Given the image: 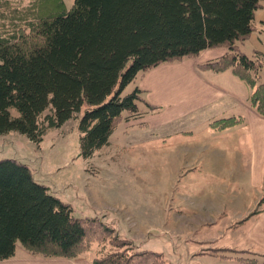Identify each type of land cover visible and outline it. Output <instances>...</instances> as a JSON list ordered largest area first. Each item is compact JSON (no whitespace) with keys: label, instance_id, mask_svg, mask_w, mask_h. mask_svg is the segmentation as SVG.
Returning a JSON list of instances; mask_svg holds the SVG:
<instances>
[{"label":"trees","instance_id":"16d2710c","mask_svg":"<svg viewBox=\"0 0 264 264\" xmlns=\"http://www.w3.org/2000/svg\"><path fill=\"white\" fill-rule=\"evenodd\" d=\"M263 2L75 0L68 9L65 0H32L19 8L0 0V136L17 132L41 143L50 130L80 114V155L89 160L111 144L123 123L160 110L139 86L124 94L130 84L161 65L215 48L227 53L199 69L231 71L250 87L249 106L264 117L262 55L250 57L240 48L252 37ZM242 122L234 117L211 126L223 131ZM115 233L98 216L76 217L72 205L38 182L29 165L0 160V261L14 258L18 245L35 256L78 259L109 242L112 251L97 255L93 264H166L163 253L141 250ZM227 252L232 251L213 254Z\"/></svg>","mask_w":264,"mask_h":264},{"label":"rangeland","instance_id":"374dc122","mask_svg":"<svg viewBox=\"0 0 264 264\" xmlns=\"http://www.w3.org/2000/svg\"><path fill=\"white\" fill-rule=\"evenodd\" d=\"M7 1L12 8H19L32 0ZM65 2L71 9L75 0ZM258 15L260 21L264 11ZM253 45H257L255 41L248 42L243 46L244 52L250 54ZM136 85L130 84L124 94L131 93ZM79 117L76 114L61 128L50 130L41 143H34L17 132L0 136V160L12 158L29 165L38 182L47 184L53 194L72 205L76 217L98 216L103 221L108 218V224L116 230L114 235L131 239L141 250L163 253L166 264H234L213 251L234 245L239 234L228 227L238 226L252 212L244 217L241 210H231L230 203L215 199L216 196L211 202L205 201L211 189H217L218 193L222 189L219 183L212 185L220 178L211 177L210 165L208 170L189 173L186 166L181 168L183 158L187 163L185 154L190 155L192 150L179 148L180 143L186 144L188 140L198 145L210 133L219 132L200 124L191 134L176 131L164 138L161 132L152 135L145 130L125 135L120 126L109 146L93 159L85 160L80 155ZM180 127L183 128L181 124L175 125L176 130ZM219 165L221 169L226 165L231 167L224 160ZM221 172L217 171V175ZM240 184L244 190L242 199L257 207L259 191L248 179ZM205 192L207 196H203ZM223 206H226L224 211ZM216 240L213 245L211 242ZM112 248L109 242L95 244L90 255L107 254Z\"/></svg>","mask_w":264,"mask_h":264},{"label":"crops","instance_id":"0c3cea01","mask_svg":"<svg viewBox=\"0 0 264 264\" xmlns=\"http://www.w3.org/2000/svg\"><path fill=\"white\" fill-rule=\"evenodd\" d=\"M261 11H264V8L256 13L255 31L252 37L240 44V48L244 52L243 46L248 42L255 41L257 45H253L251 53H244L254 57L257 52H260L264 61V18L257 21ZM226 53L227 49L225 48L209 49L202 52L196 59L164 64L146 73L139 82L138 78L134 82L135 85L138 82L136 86L146 92L145 97L148 103L160 107V110L125 122L121 126H123L125 135L145 130L152 135L161 132L162 137L169 138L171 134L177 133L176 131L191 134L192 129L200 124L212 128V123L218 120L243 118L241 124L227 130L219 131L212 128L219 133H210L206 141L202 140L198 145L190 144L188 140H186V144L180 143L179 148L192 150L190 155L185 154L187 165L183 158L181 168L186 166L187 173H189L190 170L201 169L199 171H203L205 168L208 170L207 165H210L211 177L220 178L212 184H221L220 193L217 189H211V192H207L208 198L205 197V201L211 202L216 196L215 199L230 203L231 210H235V212L238 209L241 210L242 216H247L255 209H259L258 214L244 224L228 227L231 231L239 234L234 245L215 249L232 251L227 252L225 256L229 257L227 259L234 264H247L239 260L240 258L256 259L257 264H264V204L261 206L259 204L264 197V117L249 106L252 94L250 87L231 71L216 73L199 69L200 65L215 62ZM261 77L264 82V69L261 72ZM141 109L143 112H147L144 105H141ZM176 124H181L183 128L180 127V130H176ZM146 139H149L148 136ZM173 148L175 147L170 148V152ZM223 160L230 163L231 167L226 165L221 169L219 162ZM217 171L222 172L217 175ZM243 179H248L251 186L259 191L257 207L256 204H246L242 199L244 190L240 183ZM207 195L206 192L203 194V196ZM237 203L240 205H236ZM222 208L224 211L226 206ZM220 211L218 215H220ZM107 220L109 219H104L109 223ZM217 241L211 243L215 245ZM213 248L210 247V249ZM216 256H221V254ZM96 257V254L90 255L89 252L78 259L45 258L35 256L18 245L16 256L0 261V264H93Z\"/></svg>","mask_w":264,"mask_h":264}]
</instances>
